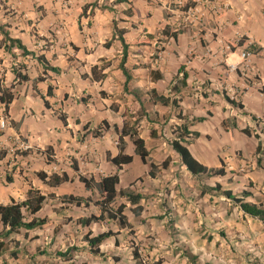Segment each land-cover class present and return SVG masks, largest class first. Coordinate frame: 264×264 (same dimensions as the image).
Here are the masks:
<instances>
[{"label": "crops", "instance_id": "obj_1", "mask_svg": "<svg viewBox=\"0 0 264 264\" xmlns=\"http://www.w3.org/2000/svg\"><path fill=\"white\" fill-rule=\"evenodd\" d=\"M178 1L200 12L196 25L183 23ZM223 3L227 11L213 16L212 6ZM263 5L264 0H0V26L28 52L22 55L15 46L4 51L0 35V85L13 86L6 108L0 103V118L7 120L0 130V205L19 203L35 190L44 199L37 212L23 213L24 221L46 220L16 230L20 238L11 237L16 231L9 235L0 264H264V225L212 190L218 184L264 210V96L252 87L237 91L238 67L231 70L242 40H248L262 51L249 57L250 75L264 77ZM113 23L126 46L127 79L119 68L122 50ZM164 26L178 33L156 60L153 42L164 37L159 34ZM237 35L243 36L240 43ZM16 65L23 66L26 80H16L11 71ZM180 67L185 87L179 85ZM155 74L160 78L153 80ZM158 97L175 104L161 105ZM182 126L190 136L182 145L191 157L208 169L222 167V176H192L180 164L169 141ZM129 129L143 141L146 163L135 154ZM14 138L27 146L24 154L9 152ZM120 149L131 160L117 168L109 160ZM135 159L140 170L132 167ZM148 163L154 165L153 177ZM52 174H64L67 181L48 186ZM114 174L116 192L141 197L135 205L123 197L112 205H123L127 226L108 219L79 224L98 215L95 184ZM79 177L89 182L88 189ZM135 181L139 187H132ZM170 188L175 192H167ZM68 196L72 203L64 201ZM76 200L88 201L75 205ZM48 224L49 240L67 237L64 228L83 234L76 244L37 260L25 243L41 241ZM106 232L112 235L99 244L101 255L90 254L82 237ZM72 246L67 256L57 255Z\"/></svg>", "mask_w": 264, "mask_h": 264}, {"label": "trees", "instance_id": "obj_2", "mask_svg": "<svg viewBox=\"0 0 264 264\" xmlns=\"http://www.w3.org/2000/svg\"><path fill=\"white\" fill-rule=\"evenodd\" d=\"M113 27V32L115 33L120 45H121V50H122V56H121V61L119 63V68L120 71L122 73V75L125 77V79H127V73L126 70L122 67V64L125 61V51H126V46L123 43V40L121 38V31L117 30L115 27V23L112 24ZM178 31H170L166 26H164L161 30H160V35L164 36V37H171L172 40H176V35H177ZM0 35H1V47L4 51H9L11 47L15 46L17 49H19L21 51L22 55H26L28 52L25 50L24 46L21 45L19 40H13L10 39L7 36V33L2 29V27L0 26ZM250 51L253 55H257L258 52L261 51V49L257 48L255 45H252L250 47ZM260 54H262V51L260 52ZM261 57H264V54L261 55ZM42 62V61H41ZM23 69V66L21 65H16L13 66L11 68L12 73L14 74L16 80L18 81H24L26 80V76H24L23 74H21V71ZM54 73H56L58 70L54 69V68H50ZM91 73L93 72V70H90ZM178 73L180 74V81H179V85L180 87H185V78H186V74L185 72H183V67H180L178 70ZM160 75L159 74H155L152 76L153 80L159 79ZM42 78L38 77L37 81H41ZM12 85H9L7 87H3L0 85V103L3 104V106L6 108V106L8 105V103L11 101L12 99ZM175 87L173 86L172 89H174ZM51 86H47L46 91H45V95L46 96H50L51 93ZM177 90L178 89H174ZM43 107L44 108H49L48 103L44 100V98H42L41 96H39ZM224 100L241 109V105L239 103H235L232 100L228 99L225 95H223ZM157 101L161 104V105H167L168 103H170L171 105L175 104L174 100H169L168 98H163V97H158ZM57 117L59 118V120L64 124L65 123V116L63 114H57ZM136 121V120H135ZM99 130V129H98ZM96 130V133L94 134L95 136L99 135V131ZM123 134H126L127 132H125L124 130H122ZM128 133L131 137V141L132 144L134 146V151L135 154L139 157L140 161L142 163H146V156L147 153L143 148V141L137 137V134L135 133L134 130L129 129ZM173 134V139L171 141H169V145L171 150L177 155L178 160L180 162V164L185 168V170L192 176H201V175H209V176H222L224 174V171L222 170V167L219 168H215V169H208L204 166H202L201 164L197 163L189 154V152L187 151V149L182 145V143H187L189 140H186V136L188 134V132L185 130V128L182 126L179 129L174 128L171 132ZM243 133L245 134L246 131L243 130ZM149 135L151 137H153V133L150 132ZM258 146H257V150H258ZM122 151V149H120L119 154L117 157L110 159L109 161L115 165L117 168H119L121 165L129 163L131 158L129 156H125V155H121L120 152ZM25 151L20 152L19 154L22 155L24 154ZM169 159L166 158L161 164L160 167L161 168H165L168 165ZM148 167H149V171H148V176L149 177H153L154 176V165L152 163H148ZM39 179L41 181H44L45 179V175L43 174H37ZM79 181L83 184V186L85 188H89L90 184L89 182L83 178V177H79L78 178ZM5 180L7 182L10 181L9 177H6ZM67 181V177L64 174H61L60 176H57L55 174H52L50 176H48L47 180H46V185L48 186H57L62 182ZM117 184V176L111 175V176H107V177H103L100 178V180L95 184V188L97 190V194H98V199L95 200L93 202V204L95 205V207L97 208L98 211V215L97 216H90L84 220L78 221L79 224L84 225L85 227L89 226L92 223H97V222H102L105 219L108 220H112L115 221L116 224L119 227H123V226H127L126 221L124 216L122 215V209H123V205L119 204L116 207H112L113 203L115 202V200L117 198H125L129 204H137L139 199L141 198L140 195L138 194H132L131 192L127 191V190H123V191H118L116 192L115 190V185ZM209 188L203 187V191L204 190H208ZM212 190L218 192L221 196L227 198L228 200L232 201V203H234L235 205H237L238 209L245 215L251 217V218H255L256 220H258L259 222H261L264 225V210L259 206V205H254V204H250L247 202H242L239 199L235 198L234 195H232L231 191L229 190H221L220 186L214 185V187L212 188ZM242 195H246V193H243ZM44 197L39 194L37 191L35 190H28L27 191V195L26 198L17 203V202H10L7 205H0V256L5 253L8 249V245L7 242H5V240L8 239L9 235H11L14 231L18 230V229H23V230H31L35 227L41 226L43 224L46 223L45 219H41V220H35V219H31L28 222L24 221V217H23V213H28V214H34L35 212H37L40 207H41V203L43 201ZM73 200V198L71 196H68L64 201L67 203H72L71 201ZM76 200L74 202L75 205H79L81 202L83 205H86L88 200ZM112 234L110 232H106V233H102L99 234L95 237H88V234H85L82 239L83 241L86 242L87 247H88V251L90 254L95 255V256H99L101 255L99 252V244L107 237L111 236ZM13 247H17V243L13 242ZM76 247L72 246V247H67L62 253L57 252V255L59 256H67V254H69L72 250H75ZM10 256H14V253H9ZM133 256L137 257L136 253L133 252ZM188 259L193 263L194 262V258L191 256H187Z\"/></svg>", "mask_w": 264, "mask_h": 264}, {"label": "built area", "instance_id": "obj_3", "mask_svg": "<svg viewBox=\"0 0 264 264\" xmlns=\"http://www.w3.org/2000/svg\"><path fill=\"white\" fill-rule=\"evenodd\" d=\"M185 1H188V0H185ZM183 4L184 3L180 1L176 2L177 7L182 8L181 16H182L183 23L196 25L199 19L201 18L200 12L195 7H190V6L184 7ZM227 9H228V5L226 3H223L222 5L216 4L212 6V10H211L212 15L218 17L220 13L226 12ZM263 12H264V5H263ZM242 38H243L242 35H237L235 43H240ZM171 39H172L171 37L167 36V37H163L162 39H157L153 42V45L155 48L156 60L161 59V54H162L164 43ZM241 45H242V49H240V53H239V62L231 66V70H235L237 69L236 67H238L239 76L242 81L240 83V86H238L237 91L241 92L242 90H245L248 87H252L256 89L259 94L264 96V77L259 76V77H256L254 80L248 81L250 79L248 77V75L250 74V64L248 62H249V57L253 55L250 51L251 42H249L248 40H242ZM223 48L224 50L228 51L230 49V46L224 45ZM6 126H7L6 118L1 117L0 118V130L6 128ZM189 138L190 136L189 134H187L186 140H189ZM12 143H13V146L9 150L11 154H13L14 152H18V151L23 152L27 149V146L23 144L17 138H14ZM138 184H139V181H135L133 182L132 187Z\"/></svg>", "mask_w": 264, "mask_h": 264}, {"label": "rangeland", "instance_id": "obj_4", "mask_svg": "<svg viewBox=\"0 0 264 264\" xmlns=\"http://www.w3.org/2000/svg\"><path fill=\"white\" fill-rule=\"evenodd\" d=\"M261 13H262V10H261ZM249 78L251 80H254L256 77H253L252 75H248ZM101 130L103 131V128H100L99 129V132H101ZM264 150V147L262 148ZM136 161L133 162V165L132 167L134 169H138L140 170V167H139V164H138V159H135ZM140 184L137 185V187H139ZM135 188V187H134ZM133 188V189H134ZM181 190H179L180 192ZM186 191V190H185ZM167 192H175V189L173 188H170L169 190L167 189ZM184 192V190H183ZM187 192V191H186ZM195 201L198 202V199L195 198ZM205 204H207V202H205ZM44 228H46L45 230H43L39 236L40 238L42 237L41 241H38V242H28V243H25V246L28 248V251L29 253H31L32 255H35L37 260H46L45 258H47V254H52L53 252H56V251H61L65 248V246L68 244V243H75L77 241L79 236H81L83 234V232H80V233H74L73 229L71 228H64L65 229V232L66 234H68L67 237H64L63 239L60 240V242H57L56 240H54L53 238L51 240H49L48 236H50V233H51V227L50 225H46L44 226ZM21 231H16L14 232V234L11 235L12 238H20V233ZM247 232V231H246ZM211 233V231H210ZM209 233V234H210ZM214 233V232H213ZM45 237V239H44ZM72 238V240H70ZM196 238L198 239L199 236ZM104 249V247H102Z\"/></svg>", "mask_w": 264, "mask_h": 264}]
</instances>
